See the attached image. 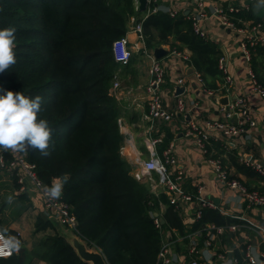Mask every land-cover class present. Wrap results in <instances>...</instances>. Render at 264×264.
Masks as SVG:
<instances>
[{
    "label": "trees",
    "instance_id": "1",
    "mask_svg": "<svg viewBox=\"0 0 264 264\" xmlns=\"http://www.w3.org/2000/svg\"><path fill=\"white\" fill-rule=\"evenodd\" d=\"M139 12L133 0H0V30H16V63L0 73V94L6 88L29 98L41 96L38 119H46L52 130L49 156L38 150L22 154L35 164L44 185L68 175L59 199L70 205L74 233L99 250L107 264H156L162 224H155L153 214L161 202L166 204L162 216L167 225L183 228L176 206L163 192L155 194L135 178L133 163L119 151L124 139L120 106L110 87L132 54L120 64L111 46L126 33L128 19ZM228 14L236 24L251 17L245 8ZM138 21L146 48L172 36L171 45L191 51L188 60L205 88L214 87L215 79L223 80L218 48L193 30L189 17L156 9ZM255 54L264 57L261 45L251 50L249 60ZM253 74L258 79L256 71ZM258 83L264 88V82ZM0 153L5 162L12 158L10 151ZM202 215L193 225L204 240ZM41 221L37 219V227ZM42 247L49 264H92L57 232L46 235ZM25 259L22 248L14 249L12 255L0 257V264H24ZM244 262L237 257L238 264Z\"/></svg>",
    "mask_w": 264,
    "mask_h": 264
},
{
    "label": "crops",
    "instance_id": "2",
    "mask_svg": "<svg viewBox=\"0 0 264 264\" xmlns=\"http://www.w3.org/2000/svg\"><path fill=\"white\" fill-rule=\"evenodd\" d=\"M196 1L155 0L154 5L157 10L169 13L170 9H174L175 15L183 14L188 17L191 12L196 10ZM203 1L208 15L201 20L200 26L206 32L207 38L215 43L220 54L227 57L228 68L232 76L231 84L227 90H223L221 88L222 81L215 79L216 85L214 87L206 86V88L212 90V88L219 86L218 89L220 90L216 94L203 91L202 89L205 88L203 80L197 78V71L188 60L191 51L185 46L171 45L170 42H173V38L169 36L168 42L159 45L167 50L159 58L165 69V80L161 85L164 105L169 109L174 108L177 104V98L182 97L191 108L168 123L158 121L154 127L148 129L150 121L145 117L148 99L145 85L148 80L150 58L147 52L153 54L154 48L145 47L143 39L139 38L134 26L139 22V18H144L146 13L152 10L148 6L145 10L136 8L140 12L128 19V28L124 34L133 46L132 57L128 64L119 68L117 72L121 84V89L116 96L120 106L119 128L124 138H131L134 145L132 152L134 154L140 153L143 158L147 155L143 142L147 130L154 135L161 136V141L156 146L159 152L170 143L173 145L177 166L183 170L181 183L184 189L194 193L197 184H201V195L214 201L218 206L217 209L204 207L202 214L205 221L202 227L205 229V233L211 224L237 223L240 225L235 230L225 228L221 232H216L215 228L209 229L212 244L206 247L203 244L201 233L198 234L201 230L194 229L193 225L194 221L198 219L193 215L195 201L176 206L183 225L181 229L167 225L162 216L166 204L161 202L159 211L154 213L159 216L162 224V243H167L169 246L170 264L189 263L193 257L188 251L191 242H197L202 247L201 259L208 264H238L235 262V258H243L246 246H249L250 253L257 263L264 264V239L261 233L243 226L241 220L229 215L243 214L264 225V205L248 206L239 192L220 184L210 159L219 158L230 176L241 180L249 189L264 188V174H260L247 166L242 160L243 158H252L264 166V99L259 92L252 89L254 79L256 82L258 79L264 82V57L255 54L252 60L245 59L241 54L236 32L219 22L212 13L211 9L216 1ZM238 2L242 6L247 4L248 10L251 11V17L244 24H248L249 20L253 21L254 19L264 23V0H256L255 2L239 0ZM141 46L145 47L147 52ZM172 48L182 50L188 58L184 60L181 56L173 54ZM253 69L256 71L258 79L256 76L254 77V74V79L251 76L249 71L255 73ZM178 77L184 79L183 84L175 83V79ZM176 86H184V90L176 94ZM241 95L246 97L247 104L252 108L251 113L256 124L248 127L244 133L233 140L211 138L206 152H202L195 144L194 138L185 134L184 121L191 118L201 124L204 118L222 117L223 106ZM224 97L227 98L226 103L221 99ZM194 102H196V106ZM165 137L167 140L163 142ZM128 160L132 161L133 159L129 158ZM0 169L4 168L0 167ZM152 176L157 178L154 172ZM146 179L142 181L147 182ZM9 197H11V202H9ZM223 210L228 214H224ZM37 219L42 220L39 222L41 223L39 227L36 226ZM0 227L11 238L16 239L14 242H19V249L22 248L25 251L24 264H49L42 252V240L46 235L57 232L67 239L65 227L58 223L54 212L44 207L39 188L34 181L24 176V183H18L17 180L13 179L12 174L5 169L0 172ZM236 251L239 253L237 252V254Z\"/></svg>",
    "mask_w": 264,
    "mask_h": 264
},
{
    "label": "built area",
    "instance_id": "3",
    "mask_svg": "<svg viewBox=\"0 0 264 264\" xmlns=\"http://www.w3.org/2000/svg\"><path fill=\"white\" fill-rule=\"evenodd\" d=\"M135 8H138V0H133ZM216 4L212 6V13L217 17V20L223 25L231 28L236 32L238 44L241 50V54L247 60L250 59L251 50L254 49L256 45H261L264 51V23L261 20H249L248 24H244L247 20H242L241 24H236L234 20L229 16L228 11H237L242 8L248 9L247 4L242 6L239 4V0H215ZM155 0H147V6L150 10H156L154 5ZM226 2V4H224ZM169 14L174 16L176 11L174 9L169 10ZM208 15L207 10L204 8V1H196V10L191 12L188 16L193 30L199 35L206 37V32L201 28L200 22L202 19L206 18ZM134 29L137 31L139 38L142 40L143 36L141 34V25L136 23ZM140 47V46H138ZM142 47V46H141ZM112 52L114 60L120 64H125L128 62L133 46L130 44L126 35H122L116 38L112 42ZM145 52H147L145 47H142ZM173 54L181 56L184 60L188 58L187 54L182 50H177L176 48L171 49ZM150 58V63L148 66V80L145 85V90L148 95L147 99V110L145 117L150 121L149 128L154 127V124L158 121L170 122L179 114L187 112L190 110V106L186 104L182 97L177 98L176 106L174 108H167L164 105L161 85L165 80V69L160 63L159 59L154 57L151 52H147ZM218 67L221 69L223 74V80L221 88L227 90L228 86L232 82V76L230 74L227 57L224 54H220L218 57ZM252 78L253 73L249 71ZM196 76L199 80L200 74L196 72ZM254 79V78H253ZM176 84H183L184 79L178 77L175 79ZM111 91L115 96H117L118 91L121 89V84L118 80L117 74H114L113 80L110 87ZM203 88L210 94H216L220 89L209 90ZM253 90L259 92L260 96L264 99V88L255 81L252 86ZM6 92V88L2 89ZM117 98V97H116ZM196 106V102H194ZM223 116L222 117H212L204 118L201 124H198L194 119H189L185 122V134L192 136L194 138L195 144L200 148L202 152H206L208 143L211 138H225L235 139L238 138L242 133H244L248 127L254 126L256 124L255 118L251 113V107L246 102V97L244 95L237 96L233 101L228 102L223 106ZM121 118H118L120 123ZM161 141L160 135H154L153 133L146 131L144 135V146L147 152L145 158L141 154H134L132 149L134 147L131 138H124L120 144V153L128 159L132 158L133 163L132 174L135 178L143 180L147 178L148 186L151 192L157 194L163 192L169 203L174 206H179L181 203L195 201L194 207V217L199 218L202 214V209L204 207L218 208L217 204L201 195L202 185L197 184L196 191L190 193L186 191L181 183L183 178V170L177 166V160L175 153L173 152V145L170 143L161 152L157 150V143ZM1 150V149H0ZM11 152V151H10ZM12 153V158L5 162L0 153V167H5L11 174L16 177L18 183H24V176H27L39 188L40 194L42 196V201L44 207L54 212L58 223L63 226H68L74 230L75 220L71 215L70 205L60 199H49L43 191L44 185L38 178L35 170V164L28 161L22 153ZM213 164L217 180L220 184L227 186L232 190L239 192L243 198L246 200L248 206H262L264 205V188L249 189L241 180L236 177L230 176L227 169L221 163L219 158H210ZM243 162L256 170L260 174H264V166L258 160L248 158L242 159ZM157 175V178H153L152 173ZM55 179V178H54ZM146 182V183H147ZM51 187V186H48ZM224 214H228L223 210ZM154 222L157 226L160 225L159 216L154 213ZM243 222V226L248 227L251 230L258 231L261 233L264 239V225L255 222L254 220L246 217L243 214H229ZM240 225L237 223H230L227 225H214L207 228V236L203 240V244L208 247L212 244V239L210 235V230L215 228L216 232H221L225 228H230L235 230ZM200 234V232L198 233ZM15 238H11L7 232L0 227V248H3L4 252H8L9 249L4 247L6 243H13ZM202 247L197 244V242H191L188 251L193 255L192 259L188 264H208L201 259L200 252ZM169 246L167 243H161L157 251V262L156 264H170L171 257L169 255ZM14 249L11 251V255ZM243 259L244 264H258L256 259L251 255L249 246L244 249ZM10 255H0V257H8ZM237 263V259L235 258Z\"/></svg>",
    "mask_w": 264,
    "mask_h": 264
},
{
    "label": "clouds",
    "instance_id": "4",
    "mask_svg": "<svg viewBox=\"0 0 264 264\" xmlns=\"http://www.w3.org/2000/svg\"><path fill=\"white\" fill-rule=\"evenodd\" d=\"M15 32V28L12 27L0 30V73L16 63L13 51ZM42 102L41 96L29 98L21 92L6 91L0 94V149L14 153L38 150L44 157L50 155L49 142L52 130L46 119H38ZM67 180V174L55 178L51 187L43 186L44 193L49 199H59ZM4 247L9 251L4 252L3 248H0V255H11L13 249L19 251L20 244L15 241L6 243Z\"/></svg>",
    "mask_w": 264,
    "mask_h": 264
},
{
    "label": "water",
    "instance_id": "5",
    "mask_svg": "<svg viewBox=\"0 0 264 264\" xmlns=\"http://www.w3.org/2000/svg\"><path fill=\"white\" fill-rule=\"evenodd\" d=\"M255 2L256 0H252ZM252 2V3H253ZM226 4V2H224ZM147 8V0H138V8L139 10H145ZM167 50L161 46L155 47L153 49V55L156 58H161ZM191 70L193 68H190ZM184 90V86H176L175 87V93L179 94ZM224 103H226L227 98H221ZM71 244L77 254L86 261L91 262L92 264H107L103 254L96 249H89L85 242L81 241L79 238L74 237L71 240Z\"/></svg>",
    "mask_w": 264,
    "mask_h": 264
},
{
    "label": "rangeland",
    "instance_id": "6",
    "mask_svg": "<svg viewBox=\"0 0 264 264\" xmlns=\"http://www.w3.org/2000/svg\"><path fill=\"white\" fill-rule=\"evenodd\" d=\"M5 169V168H4ZM4 169H0V172H3V170ZM6 171H7V169H5ZM65 227V229H66V233H67V235H66V237H67V239L71 242V240H72V238H73V236L74 237H77V238H79L81 241H83L80 237H78L75 233H74V230L73 229H71L70 227H68V226H64ZM84 242V241H83ZM88 247V246H87ZM89 249H94V248H92V247H88Z\"/></svg>",
    "mask_w": 264,
    "mask_h": 264
}]
</instances>
